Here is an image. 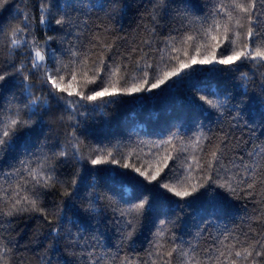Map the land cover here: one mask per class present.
Wrapping results in <instances>:
<instances>
[{"label": "trees", "instance_id": "16d2710c", "mask_svg": "<svg viewBox=\"0 0 264 264\" xmlns=\"http://www.w3.org/2000/svg\"><path fill=\"white\" fill-rule=\"evenodd\" d=\"M206 2L207 0H193V3L204 8L201 12L191 6L188 0H175V3L166 0V3H171V7H160L154 13V0H115V3L113 0H83V10L72 13L74 17H78V27L70 39L77 44L80 52L88 54L90 58H96L103 53L110 60L122 62L127 66L129 79L132 80L133 77L142 75L138 64L143 66L158 63L160 55L157 50L164 48L165 39L183 31L182 21L175 18L176 8L188 5L190 15L199 16L208 10L204 7ZM6 9L0 10V21L18 23L16 18L29 12L34 17V34L41 43L49 35L57 37L48 44L49 60L51 50H56L57 55H61L59 36L62 33L53 32L39 24L38 0H8ZM183 23L187 24V21ZM261 26L264 27V22ZM105 45H111V49H106ZM63 47H67V43ZM63 58L68 60L66 55ZM8 59L10 58L6 45L0 46V65ZM11 59L19 62L25 57L17 50V55ZM207 67L209 66H196L190 78L177 83L162 94L157 89L153 90L156 95L142 100L125 96L121 98L122 102L107 104L92 114L80 109L84 115H77L76 120L81 122V128L75 131L82 141L80 154L85 156L84 160H78L71 155V145L74 141L70 134L73 132L72 125L75 121L67 119L68 112L62 102L57 106L54 100H50L52 109L49 114L44 115L42 134L36 141V146L27 151H37L47 137L44 151H49L52 145H57L56 151L60 150V146H64L69 152V157L56 166L57 182L40 192V207L48 213L47 219L44 213L25 212L14 218L4 217L0 222V238H3L5 243L12 241L8 245L11 249L9 264H88L89 253H94L91 256L93 260L101 258V264H104V261L107 264H126L127 260H131L133 264H152L157 257L150 256L149 253L153 251V234L159 219L175 221L174 225H169L172 232L184 241H191L202 254L205 250L211 252L218 247L216 238L225 231L230 237L239 238L241 241L264 239V184L259 180L251 195L241 194L237 197H230L223 190L213 186L190 206H183L182 211L175 203L164 199L159 189H153L151 192L145 190L144 195L153 201V208H146L133 237L124 239L125 229L121 213L128 211V204L124 201L129 200L138 189L130 177H116L113 181L110 169L116 166H93L87 159L93 149H103L102 153H98L101 155H107L111 150V158L120 160L121 164L135 163L137 167L144 165L154 169L163 167L164 158L171 153L175 159L168 161L169 167L165 171L171 169L170 175H180L185 157L195 152L187 142L193 133L197 132V126L202 125V131L212 137L211 144L204 141L209 149L220 143L224 136H228L230 143L226 164H240V157L247 163L250 161V152L260 153L251 159L264 164V97L259 95V84L264 81V66L246 63L236 72L205 71ZM241 72L248 74L247 89L240 86ZM39 79V74L32 77L34 83ZM13 91L19 95L18 88ZM33 91L37 96H41L46 95L48 90L36 88ZM245 91L247 94L242 96ZM200 95L214 100H224L228 97L233 99L224 106L222 113H218L207 105L204 110L194 107L192 101ZM241 98L245 101L242 105L239 104ZM233 104L242 109L239 117ZM53 114L63 115L64 122L58 123ZM33 119L39 120V116ZM84 127H88V132L81 131ZM170 128L172 132H176L178 128L184 141L181 143L173 140L171 145L154 147L158 141L169 137ZM181 146L187 147L188 152L178 153L174 150ZM20 151L19 159L30 158L22 154L24 149L21 148ZM95 154L97 153H94L92 158H95ZM13 164L17 168L20 167L15 160H10L3 166L5 174H0V186L4 188L18 179L16 176L6 175L12 171ZM96 167L106 171L97 172L93 170ZM74 179L77 181L75 185L71 183ZM93 182L97 184L95 189L91 188ZM109 188L113 191H108ZM66 191L69 195L64 194ZM91 191L107 194L111 199L101 201L98 207L103 206L104 210L99 215L89 214L91 218L84 223L80 220L81 216L86 215L84 208L87 202L84 198ZM213 196L219 198L223 212H203ZM157 210L167 213V216L157 217ZM57 216L61 218L64 229H70L72 234L67 235L62 231L64 238L59 241L52 234V229L57 227ZM73 221L76 222L75 227ZM165 239L167 240V237ZM167 243L170 247L171 242ZM244 246L246 247L247 243Z\"/></svg>", "mask_w": 264, "mask_h": 264}, {"label": "snow or ice", "instance_id": "6c2138e0", "mask_svg": "<svg viewBox=\"0 0 264 264\" xmlns=\"http://www.w3.org/2000/svg\"><path fill=\"white\" fill-rule=\"evenodd\" d=\"M113 2L115 3V0ZM172 3H175V0H172ZM188 3L198 11H204V8L193 3V0H188ZM7 4L8 0H0V10H7ZM38 7L39 24L53 32L62 33L59 36L61 55L58 56L56 50H51L50 60L48 44L57 37L49 35L41 43L34 34V17L29 12L17 17L18 23L0 21V46L6 45L10 58L0 65V174H5L3 166L10 160H15L20 165L19 168L15 164L11 165L12 171L6 173L7 176H16L18 179L9 183L7 188L0 186V222L4 217L14 218L25 212L44 213L47 219L48 213L40 207V192L57 182L56 166L68 159L69 152L64 146H60V150L56 151L57 145L50 146L47 152L44 151L47 137L37 151L27 150L36 146V141L42 134L44 115L49 114L52 109L50 100H54L57 106L62 102L68 112L67 119L75 121L72 125L73 132L70 134L74 141L71 145V155L78 160H84L85 156L80 154L82 141L75 131L81 128V122L76 120L77 115H84L80 109L92 114L102 106L122 102L121 98L125 96L142 100L156 95L153 90L157 89L162 94L170 87L190 78L196 66H209L205 71L210 72H236L246 63L264 66V27L261 26L264 22V0H207L204 7L208 10L199 16L190 15L188 5L184 8L178 6L175 18L182 21L183 31L165 39L164 48L157 50L160 55L158 63L143 66L138 64L142 75L133 77L132 80L129 79L127 66L122 62L110 60L103 53L96 58H90L88 54L80 52L77 44L70 39L78 27V17H74L72 13L83 10V0H63V3L62 0H38ZM160 7L170 8L171 3H166V0H154V13ZM185 20L187 24L183 23ZM76 39L78 40L79 36ZM65 43L67 47H63ZM104 47L111 49V45ZM17 50L25 57L24 60L17 62L11 59L17 55ZM65 55L68 57L67 61L63 58ZM37 74L40 79L34 83L32 77ZM239 79L240 86L247 89L248 74L241 72ZM14 88L19 89V95L13 91ZM36 88H47V94L37 96L33 91ZM246 94L245 91L242 96ZM259 95L264 97V81L259 84ZM73 97L78 99H70ZM232 99L233 97L214 100L200 95L193 99L192 104L202 110L207 105L210 109L222 113L224 106ZM98 101L101 103H97ZM244 103L241 98L239 104ZM233 108L237 109L239 117L242 109L235 104ZM53 115L58 123L64 122L63 115ZM36 116H39V120L33 119ZM88 130V127L81 129L82 132ZM169 132V137L158 141L154 147L171 145L173 140L181 143L184 141L178 128L176 132H172L170 128ZM211 140L212 137L202 131V125H198L197 132L193 133L187 142L195 152L185 157L180 175H170L171 169L165 171L169 167L168 161L175 159L171 153L164 158L163 167L154 169L144 165L137 167L135 163L121 164L120 160L111 158V150L107 155L98 154L102 153L103 149H93L92 153L88 154V162L93 166H116L110 169L113 181L116 177H130L138 189L129 200L124 201L128 204V211L121 213L125 229L124 239L133 237L146 208H153V201L144 195L145 190L151 192L153 189H159L164 199L175 203L182 211L183 206H190L213 186L223 190L230 197H237L241 194L251 195L258 180L264 184V164L251 159L260 153L250 152V161L247 163L240 157V164H226L230 143L228 136H224L220 143L209 149L204 141L211 144ZM21 148L24 149L22 154L30 157L29 159H19ZM174 150L178 153L188 152V148L184 146ZM94 153L97 154L92 158ZM93 170L106 171L99 167ZM71 183L75 185L77 181L74 179ZM96 187L97 184L93 182L91 188ZM108 191L113 189L109 188ZM64 194L69 195L67 191ZM84 199L87 202L84 208L86 215L81 216L80 220L87 223L91 218L89 214L99 215L104 210L103 206L98 207L100 202L110 201L111 197L91 191ZM223 211L224 208L216 196L210 197L208 207L203 209V212L208 214ZM156 215L167 216V213L157 210ZM60 219L57 216V227L52 229L57 241L64 238L62 231L72 235L70 229H64ZM72 223L75 227L76 222ZM174 224L175 221L171 219L158 220L153 234V251L149 253L150 256L157 257L152 264H264V239L241 241L239 238L230 237L225 231L216 238L219 246L211 252L205 250L202 254L191 241H184L172 232L169 225ZM128 229L131 231H127ZM167 241L171 242L170 247ZM11 243V240L5 243L3 238H0V264H9L11 249L8 245ZM93 254H88V264H101V258L91 259ZM104 264L107 262L104 261ZM126 264L133 262L127 260Z\"/></svg>", "mask_w": 264, "mask_h": 264}]
</instances>
